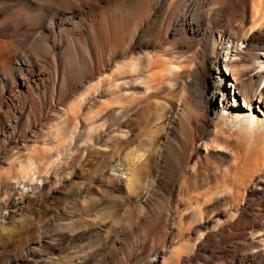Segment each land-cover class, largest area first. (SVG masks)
<instances>
[{
	"label": "rangeland",
	"instance_id": "obj_1",
	"mask_svg": "<svg viewBox=\"0 0 264 264\" xmlns=\"http://www.w3.org/2000/svg\"><path fill=\"white\" fill-rule=\"evenodd\" d=\"M44 1L0 0V38L14 36L10 66L15 70L20 59L33 72L27 87L17 83V71L3 74L0 67V264H14L28 252L40 260L37 264H264L262 186L248 187L242 195L233 191L232 196L217 191L204 196V189L178 193L194 150L190 130L176 120L167 131L170 151L164 159L170 168L161 175L163 187L127 190L116 177L127 167L129 150L153 135L164 98L174 102L177 112L184 89L154 91L142 101L141 93L127 114L110 102L111 84L122 83L114 73L129 58H161L191 69L189 61L198 50V61L206 65L207 91L209 76L217 74L216 59H240L247 43L259 42L257 34H264V24L252 35L246 32L251 0H83L86 5L78 10H68L76 0H52L66 7L59 13L28 7ZM203 38H217L223 50L214 56L203 48ZM220 71L225 104L241 108L242 96L221 63ZM96 81L100 84L87 92ZM118 87L120 94L132 91L127 85ZM78 98H84L80 113L64 126L66 102ZM89 111L97 116L93 140L86 143L80 134ZM216 122L205 121V126L210 129ZM59 124L80 138L76 147L65 149L71 156L58 148L54 131ZM201 140L196 147L203 152ZM24 143L46 151L40 166L59 159L57 174L47 177L42 171L37 180L20 178L23 183H17L12 171L4 176L27 159ZM232 157H220L218 165L228 166ZM191 200L202 207V218L191 216ZM228 212L235 219H228ZM54 234L55 249L38 248L37 242Z\"/></svg>",
	"mask_w": 264,
	"mask_h": 264
},
{
	"label": "bare ground",
	"instance_id": "obj_2",
	"mask_svg": "<svg viewBox=\"0 0 264 264\" xmlns=\"http://www.w3.org/2000/svg\"><path fill=\"white\" fill-rule=\"evenodd\" d=\"M46 1L28 7L38 8L40 11L49 13L67 11L63 5H54L52 0ZM248 1L250 2V0ZM75 3L77 5L69 6L68 10H78L86 5L83 0H76ZM251 3V9L247 12L249 14L247 16L249 25L246 28V32L250 35L258 32L259 28L264 24V0H251ZM238 25L240 29L245 27L241 22ZM189 29L192 30L191 26H189ZM257 35L259 36V42L249 41L245 47V52L247 53H244L238 60L230 58V62L227 63L220 58L216 59L214 57L215 53L223 50V48H219L218 44V39H222L223 35H219L218 39L215 38L212 42H208L206 38L200 40L203 48L210 50L214 55H211V58L213 60L216 59L213 72L217 74L209 76L207 91L204 88L206 65L205 61L201 63L199 62L200 60L198 61L201 56L199 50L195 52L193 60L189 61L191 62L189 65L191 69H185L180 63H171L161 58H146L147 60L129 58L117 67L116 71L114 70L116 72L114 76L120 78L122 83L120 85L114 82V84L110 83L115 87L113 88L114 93L111 94L110 102L115 103L116 109L123 110L126 114L138 103L141 93L144 96L141 99L142 101L148 99L154 91L158 94L166 89L171 90V93L176 92L178 87L184 89V92H180L179 96L180 99L182 96L183 103H181L177 112L174 102L168 101L162 96L164 101L161 103L158 109L159 112L155 117L153 135L143 140V145L129 150L127 167L125 169L118 168L120 172L116 174V177L125 183L127 190H146L164 186L161 181V175L165 169L170 168V165L164 159L170 151L168 144L170 134L167 131L171 129V124L175 120L184 126V130L186 128L190 130L191 148L194 150L193 162L182 174L178 193L187 192L189 189H204V196H207L212 191L232 196L233 191L237 190L242 195V192L248 187L262 186L264 190V34L259 32ZM12 41H14L13 35H9L5 40L0 38L1 70L3 74L8 75L17 71L19 76L17 77V83L29 87V79L32 77L33 72L28 66V62L22 63L19 59V62L17 61L15 64V70L13 69L14 67L10 66L11 60L15 58L11 53ZM230 51L232 52L233 50L230 49ZM220 63L224 66L226 73L229 72L230 79L233 80L234 86L242 96L241 108L236 107L235 103L225 104L227 99L225 88L221 83L222 77L218 75L224 74L220 71ZM257 68L258 70H256ZM186 76L191 79L186 80ZM99 82L96 81L92 84L87 92H91L92 88H96L100 84ZM136 82H138L137 85H134ZM123 85L131 87L132 91L125 95L115 92L118 86ZM188 86L191 87L190 92H186V87ZM232 98H235V96ZM83 99H75L70 104L69 101L66 102V107H63L65 109V112L63 111L65 117L62 119L61 124L65 126V124L75 121L77 114L80 113L79 104L82 105ZM141 108L144 110L143 106ZM219 108L220 110H218ZM135 114L141 117L137 110ZM96 116V111H89L83 117L85 130L80 136L84 138L82 141L86 143L89 142L87 138L90 141L93 140L92 130ZM204 119L205 121L217 120V122L214 127L209 129L208 126H205ZM61 124L56 127L54 134L57 138H60L58 140L59 143L57 142L58 148H62L64 152L65 149L71 150L72 147H76V141L80 138L76 140L74 132L70 135V132L67 134ZM203 135H207V137L205 138ZM200 140L203 145V152L196 147V142ZM22 146L29 147V151L25 155L27 159L15 163L10 169L4 171V176L12 171L14 172L13 177L18 180L17 183H23L20 178L37 180L39 172L42 171L47 174V177L50 173L57 174L56 166L60 163L59 159L53 160L46 166H40L39 161L42 157H45L46 151L35 146L30 147V145L25 143ZM64 153L68 154L66 151ZM229 155L233 156V161L226 167L219 166L218 159ZM148 159L152 160L151 165L145 163ZM113 170L117 173L116 168ZM123 174L124 176H122ZM170 186V184L167 185V187L171 188ZM233 196L237 198L239 195L234 194ZM190 202L191 216L197 219L202 218V207L192 200ZM4 205H6V202H4ZM227 218L230 220L235 219L234 212H228ZM260 235L264 236V230H262ZM56 236L54 234L43 242H37L39 244L38 248L55 249L58 241ZM32 250H34V247L31 248ZM175 252V250H172L167 258L173 259ZM39 261L36 256H31L30 252H28L25 254V259L16 257L14 264H37ZM164 263L165 260L163 261Z\"/></svg>",
	"mask_w": 264,
	"mask_h": 264
}]
</instances>
